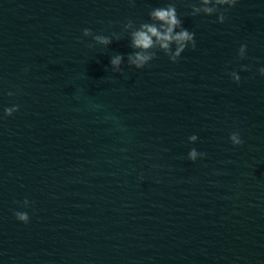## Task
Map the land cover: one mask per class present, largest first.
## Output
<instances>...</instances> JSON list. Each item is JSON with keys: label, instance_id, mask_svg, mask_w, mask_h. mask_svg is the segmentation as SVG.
Wrapping results in <instances>:
<instances>
[{"label": "clouds", "instance_id": "clouds-1", "mask_svg": "<svg viewBox=\"0 0 264 264\" xmlns=\"http://www.w3.org/2000/svg\"><path fill=\"white\" fill-rule=\"evenodd\" d=\"M130 4L135 3V0H129ZM239 0H198L196 4H191V11L188 15H216L217 20L215 22L224 23L226 20L225 13L236 6ZM149 21L141 22L137 26L132 19L126 20L123 24L122 31L128 33L130 38V47L134 50L127 55V63L130 67L135 69H143L153 59L156 58V52L161 51L169 60L176 63L181 57V54L189 47L195 49V33L189 31L183 27V22L180 19L174 2L167 3L164 7L152 8L148 13ZM84 37H92V40L99 45L108 46L113 42V39L120 40L121 35L113 33L111 36H105L102 34H93L89 28L82 30ZM92 47V45H89ZM247 45L241 44L238 49V58H246ZM124 55L115 54L110 58V67L113 72H121V64L124 61ZM247 66H241L240 71H248ZM261 76H264V67L258 69ZM232 80L235 83H239L241 77L237 71L229 73ZM8 95H13L9 92ZM19 106L14 105L12 107H6L3 110V117L7 118L12 116L18 111ZM196 135L188 137L190 143L197 141ZM229 140L234 146H239L243 143L238 132H233L229 136ZM206 153L198 152L195 148L188 152V159L195 162L198 158H204ZM29 201L25 199L22 202V207L27 208ZM15 218L23 223L29 222V215L26 211H15Z\"/></svg>", "mask_w": 264, "mask_h": 264}]
</instances>
